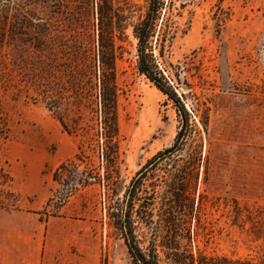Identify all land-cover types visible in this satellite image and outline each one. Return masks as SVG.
Returning <instances> with one entry per match:
<instances>
[{
	"label": "rangeland",
	"instance_id": "obj_1",
	"mask_svg": "<svg viewBox=\"0 0 264 264\" xmlns=\"http://www.w3.org/2000/svg\"><path fill=\"white\" fill-rule=\"evenodd\" d=\"M115 1L131 24L143 18L149 4ZM0 5L6 9L0 18L37 14L58 23L47 2L0 0ZM94 23L81 30L91 34L99 49L96 18ZM163 28L155 57L166 80L183 96L190 126L182 150L144 178L131 205V238L145 254L144 264H198L201 255L263 258L264 0H173ZM59 30L69 38L81 35L63 24ZM41 58L46 56L14 41L0 48V114L8 126L0 138V158L12 176L7 187L13 192L0 207L39 211L42 220H49L44 241L55 253V264H141L121 225L127 190L137 172L174 143L183 125L178 109L140 71L138 39L129 25L117 39L114 60L121 160L116 172L82 131L69 133L62 127L35 85L51 76L70 92H85L81 123L86 125L93 115L89 104L96 108L98 102L100 120L99 86L94 85L100 70L96 78L83 64L43 67ZM143 118L149 130L136 144L133 136ZM63 163L70 172L77 169L92 179L85 185L57 182L54 172ZM98 174L101 181L96 182ZM175 177L191 205L178 229L166 226L159 204Z\"/></svg>",
	"mask_w": 264,
	"mask_h": 264
},
{
	"label": "trees",
	"instance_id": "obj_2",
	"mask_svg": "<svg viewBox=\"0 0 264 264\" xmlns=\"http://www.w3.org/2000/svg\"><path fill=\"white\" fill-rule=\"evenodd\" d=\"M42 1L48 3L51 11L56 17L58 23H51L37 14H23L20 16L0 18V48L11 41L33 47L45 58L40 59L43 67L53 64H83L90 68L91 74L98 78V69L100 70L99 84L95 82V87L99 86L100 109L98 121V102L97 107L87 105L91 108L93 115L90 122L82 125L84 114L82 107L85 92L69 91L65 86L52 80L51 76H44L35 83L37 92L55 117L60 121L62 127L69 133L80 132L87 136L89 142H94L95 146L101 149L100 157L109 163V167L119 172L120 169V129L118 117V99L117 87L115 83L114 60L116 57L117 39L122 40L129 25L133 26V33L138 39L139 69L144 73L163 93L172 99L182 118V127L179 130L174 143L159 151L145 166H143L134 176L130 187L127 190V207L125 210V220L122 222V228L125 231L127 245L131 254L139 260L141 264L147 262L145 254L133 242L129 233L128 219L133 200L143 184L144 178L148 172L165 160L172 157L182 150L190 126V114L186 108L183 96L173 88L166 80L163 69L159 67L155 57V48L158 40L160 41L163 27L168 18V12L173 8V0H149V4L144 14L135 24L128 22V16L124 13L115 0H31V2ZM0 10L6 11L4 6ZM9 9V6H7ZM100 28V45H95V39L91 34L83 32L94 25V19ZM60 24L78 31L80 36H71L70 38L60 34ZM157 36V43L154 38ZM60 59H64L60 62ZM87 97V95H86ZM98 100V93L96 95ZM74 111L75 116L70 115ZM99 126V127H98ZM8 132L6 120L0 114V138L5 137ZM84 144H81L80 154ZM82 155V154H81ZM110 172H107L109 175ZM71 174V176H69ZM55 180L61 184L68 179L70 182L76 181L82 185L89 183L92 176L84 177V172L77 169L70 172L67 164L63 163L54 172ZM94 181H101V176ZM12 182V176L3 166L0 158V202L4 198L11 196L13 192L8 189ZM76 187L72 183V189ZM189 193L182 188L180 182L175 178L169 180L166 188L159 196V204L162 213V220L166 226L175 229L181 228L185 208L191 207L187 204ZM156 196H153L150 202L153 205ZM145 208L146 204H142ZM146 222L151 220L147 209L142 211ZM240 209L236 208L235 221H240ZM144 262V263H143ZM198 264H264V257L259 259L244 258L232 259L219 256L201 255Z\"/></svg>",
	"mask_w": 264,
	"mask_h": 264
},
{
	"label": "crops",
	"instance_id": "obj_3",
	"mask_svg": "<svg viewBox=\"0 0 264 264\" xmlns=\"http://www.w3.org/2000/svg\"><path fill=\"white\" fill-rule=\"evenodd\" d=\"M38 214L0 207V264H55V253L44 241L49 220Z\"/></svg>",
	"mask_w": 264,
	"mask_h": 264
},
{
	"label": "bare ground",
	"instance_id": "obj_4",
	"mask_svg": "<svg viewBox=\"0 0 264 264\" xmlns=\"http://www.w3.org/2000/svg\"><path fill=\"white\" fill-rule=\"evenodd\" d=\"M148 130H149V121L146 118H143L141 121V125L135 130L133 141L136 144H140V142L147 137Z\"/></svg>",
	"mask_w": 264,
	"mask_h": 264
}]
</instances>
